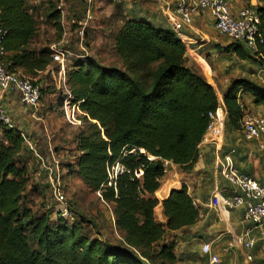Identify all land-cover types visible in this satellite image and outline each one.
<instances>
[{
  "label": "trees",
  "instance_id": "trees-1",
  "mask_svg": "<svg viewBox=\"0 0 264 264\" xmlns=\"http://www.w3.org/2000/svg\"><path fill=\"white\" fill-rule=\"evenodd\" d=\"M78 2L86 14L87 2ZM48 4L47 18L59 39L61 11L52 0ZM257 4L263 40L257 50L251 54L231 42L219 51L264 70V0ZM0 28V59L9 70L35 78L51 65L49 45L29 48L36 23L28 0H0ZM113 51L118 66L82 56L66 65V86L72 101H81L85 127L75 137L74 161L65 166L112 205L120 244L91 237L80 215L67 223L60 213L51 219L48 209L34 212L21 160L26 145L17 128L0 124V264H175L174 242L167 236L193 226L199 208L183 182L165 176L164 162L190 171L214 115L240 129L249 114L245 99L264 106V86L246 77L231 78L219 97L187 65L186 47L172 30L122 18ZM61 100L60 95L58 105ZM114 164L121 170L110 181L107 169Z\"/></svg>",
  "mask_w": 264,
  "mask_h": 264
},
{
  "label": "crops",
  "instance_id": "crops-1",
  "mask_svg": "<svg viewBox=\"0 0 264 264\" xmlns=\"http://www.w3.org/2000/svg\"><path fill=\"white\" fill-rule=\"evenodd\" d=\"M227 1L232 13L245 5L254 8L258 5L257 0ZM104 2L119 4L122 18L141 20L154 28L174 31L186 47L187 65L198 72L202 61L220 58L218 48L231 43L217 36L208 13L196 14L190 25H184L175 12L173 0H94L89 5V11L93 9L97 12ZM223 55L228 56L229 61L224 64L218 61L216 65L212 63L210 79L205 78L214 88L224 89L229 80L235 77H246L264 86V70L256 62L239 59L231 52ZM17 97L15 93L6 94L0 90V103L12 122H22L20 129L28 130L33 122L29 117L34 118L35 114L31 112L23 116L29 108L23 106ZM245 101L249 114L264 116L263 105H255L249 99ZM213 121V129L206 132L198 145L196 162L190 171L182 172L171 162H164L165 176L183 182L199 208V218L193 226L170 233L174 237L175 264H211L207 256L212 259L219 256L229 264H264V248H261L258 240L247 251L234 243L237 236L256 238L258 230L244 221V204L234 208L224 205L223 200L231 198L239 190L220 174L221 164L227 156L238 172L260 180V151L253 139L244 136L241 128L230 127L224 115L216 116ZM210 137L215 139L217 146L206 142ZM204 244L210 247L207 254L202 251ZM247 255L251 256L250 260L246 259Z\"/></svg>",
  "mask_w": 264,
  "mask_h": 264
},
{
  "label": "rangeland",
  "instance_id": "rangeland-1",
  "mask_svg": "<svg viewBox=\"0 0 264 264\" xmlns=\"http://www.w3.org/2000/svg\"><path fill=\"white\" fill-rule=\"evenodd\" d=\"M48 1L28 0L36 23V34L29 48L57 46L64 51L65 66L77 56L90 57L104 65H119L113 51V36L122 18L118 10L119 4L104 2L97 12L90 10V19H86L83 6L78 0H61L60 18L63 33L61 38L57 39L52 21L47 18ZM52 1L56 5L60 3L59 0ZM81 30L82 33H79ZM219 54L220 58L202 61L200 74L202 73L204 78L210 79L212 63L216 65L218 61L223 64L229 61L223 52L220 51ZM58 69L59 63L52 59L51 65L35 76L36 80H44L34 118L29 117V120H33L30 129H20L22 122L14 123L15 128L19 127L17 129L26 134L32 147L30 149L26 146L25 153L21 156L29 175L26 198L34 212L50 210L51 219H55L58 213L61 214L67 204L68 212L63 216L67 223L78 220L80 215L89 222L85 224V230L91 237L120 244L121 237L114 225L112 205L103 201L100 192L90 189L65 166L71 164L77 155L75 137L79 130L85 127V123L80 120L79 124L71 125L65 120L61 106L58 105L61 95L58 89ZM215 90L221 97L223 89L215 87ZM33 111V108H29L23 116ZM216 116L218 115H214L212 120ZM167 239L173 241L174 237L169 235ZM202 247L205 254L210 252L209 244ZM207 258L208 263L211 261V264H225L219 256Z\"/></svg>",
  "mask_w": 264,
  "mask_h": 264
},
{
  "label": "built area",
  "instance_id": "built-area-1",
  "mask_svg": "<svg viewBox=\"0 0 264 264\" xmlns=\"http://www.w3.org/2000/svg\"><path fill=\"white\" fill-rule=\"evenodd\" d=\"M92 1L94 0H86V19H90L89 5ZM173 2L175 4V12L184 25H190L194 15L208 13L212 18L213 26L218 36L224 37L231 42L242 44L251 54L257 50V45L263 41L258 34L259 15L251 5H245L236 13H232L227 0H173ZM60 5L61 2L57 5V9L61 11ZM79 33H82V30ZM4 35L5 31L0 28V58L4 54L2 47ZM50 50L52 52L51 58L59 63L57 71L58 89L62 97L60 106L64 118L71 125L79 124L81 120L80 116L85 114L79 107L81 101H72L71 94L66 86L64 51L57 46H50ZM0 90L6 94H17L20 103L25 107L33 108L34 113L41 96L42 83H39L35 78H29L19 72L9 70L8 65L0 59ZM0 124L11 129L15 128L12 119L6 113L1 103ZM213 127L214 121L211 119L206 132L212 130ZM241 130L245 137L253 139L256 142L257 148L260 151L261 179L256 180L247 174L238 172L234 168L231 159L227 156L224 157V161L221 164L220 174L226 181L239 190V193H235L231 198L224 199V205L227 208H234L244 204V221L251 224L252 228L258 230L256 238L250 237L244 239L243 236L235 237L234 243L247 251L253 247L256 240L261 243V248H264V116L245 115L241 123ZM20 135L25 145L32 149L26 134L20 131ZM206 142L214 146L218 145L213 137L207 139ZM120 170L121 168L118 164H114L107 169L110 181H114L116 174ZM57 171L58 169L56 173ZM67 212L68 206L66 204L60 215L63 217L67 215ZM246 259L250 260L251 256L247 255Z\"/></svg>",
  "mask_w": 264,
  "mask_h": 264
}]
</instances>
